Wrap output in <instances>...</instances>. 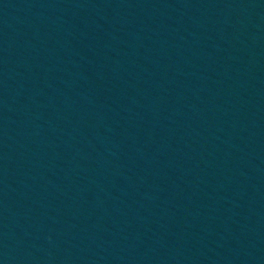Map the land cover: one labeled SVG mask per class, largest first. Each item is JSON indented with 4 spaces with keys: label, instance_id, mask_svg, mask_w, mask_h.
Here are the masks:
<instances>
[{
    "label": "water",
    "instance_id": "obj_1",
    "mask_svg": "<svg viewBox=\"0 0 264 264\" xmlns=\"http://www.w3.org/2000/svg\"><path fill=\"white\" fill-rule=\"evenodd\" d=\"M0 264H264V0H0Z\"/></svg>",
    "mask_w": 264,
    "mask_h": 264
}]
</instances>
